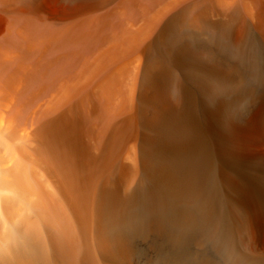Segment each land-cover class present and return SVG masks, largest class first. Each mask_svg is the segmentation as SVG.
I'll use <instances>...</instances> for the list:
<instances>
[{
    "label": "bare ground",
    "instance_id": "6f19581e",
    "mask_svg": "<svg viewBox=\"0 0 264 264\" xmlns=\"http://www.w3.org/2000/svg\"><path fill=\"white\" fill-rule=\"evenodd\" d=\"M0 264H264V0H0Z\"/></svg>",
    "mask_w": 264,
    "mask_h": 264
}]
</instances>
